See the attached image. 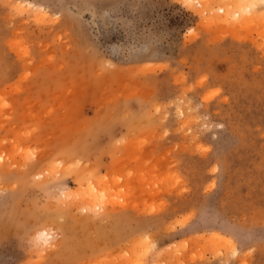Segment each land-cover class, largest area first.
Here are the masks:
<instances>
[{
  "label": "rangeland",
  "instance_id": "1",
  "mask_svg": "<svg viewBox=\"0 0 264 264\" xmlns=\"http://www.w3.org/2000/svg\"><path fill=\"white\" fill-rule=\"evenodd\" d=\"M0 264H264V0H0Z\"/></svg>",
  "mask_w": 264,
  "mask_h": 264
},
{
  "label": "bare ground",
  "instance_id": "2",
  "mask_svg": "<svg viewBox=\"0 0 264 264\" xmlns=\"http://www.w3.org/2000/svg\"><path fill=\"white\" fill-rule=\"evenodd\" d=\"M248 8V7H247ZM247 8H246V11H247ZM222 236V235H221ZM217 238H219V236H217Z\"/></svg>",
  "mask_w": 264,
  "mask_h": 264
}]
</instances>
